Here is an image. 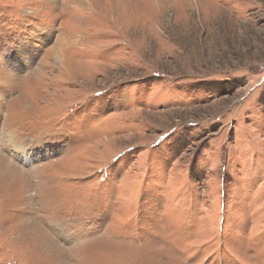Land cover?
Here are the masks:
<instances>
[{"label":"rangeland","instance_id":"1","mask_svg":"<svg viewBox=\"0 0 264 264\" xmlns=\"http://www.w3.org/2000/svg\"><path fill=\"white\" fill-rule=\"evenodd\" d=\"M0 264H264V0H0Z\"/></svg>","mask_w":264,"mask_h":264}]
</instances>
